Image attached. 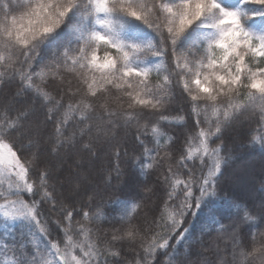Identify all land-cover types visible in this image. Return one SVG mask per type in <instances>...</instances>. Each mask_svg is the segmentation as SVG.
I'll use <instances>...</instances> for the list:
<instances>
[{"label":"snow or ice","instance_id":"1","mask_svg":"<svg viewBox=\"0 0 264 264\" xmlns=\"http://www.w3.org/2000/svg\"><path fill=\"white\" fill-rule=\"evenodd\" d=\"M0 228V264H264V0L0 3Z\"/></svg>","mask_w":264,"mask_h":264},{"label":"trees","instance_id":"2","mask_svg":"<svg viewBox=\"0 0 264 264\" xmlns=\"http://www.w3.org/2000/svg\"><path fill=\"white\" fill-rule=\"evenodd\" d=\"M4 2H7V0H0V3H4ZM21 2H22V0H21ZM17 14H19V13H17ZM100 56H103V49H101L100 51H99V53H98ZM114 95L116 94V93H113ZM0 231H2V228H0ZM138 250V249H137ZM129 259H132V257L131 256H129L128 257Z\"/></svg>","mask_w":264,"mask_h":264}]
</instances>
